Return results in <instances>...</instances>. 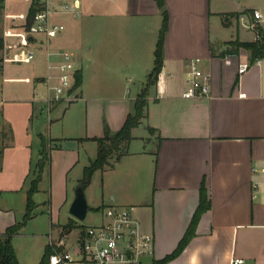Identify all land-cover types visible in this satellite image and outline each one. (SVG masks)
I'll use <instances>...</instances> for the list:
<instances>
[{"label": "crops", "instance_id": "0c3cea01", "mask_svg": "<svg viewBox=\"0 0 264 264\" xmlns=\"http://www.w3.org/2000/svg\"><path fill=\"white\" fill-rule=\"evenodd\" d=\"M69 1L78 2V14H52L66 28L49 47L56 51L89 44L86 54L97 60L91 90H85L81 72V85L72 91L85 111L81 122L67 116L76 110L65 108L56 120L65 121L66 129H53L50 120L54 133L49 143L40 131L33 132L36 106L48 110L46 95L38 94L47 73L45 46H32L40 74L30 70L32 75L16 77L0 61V134L5 127L12 129L0 160V234L24 216L42 142L50 149L46 172L52 174L54 192L56 174L68 175L78 164L84 171L96 158L93 138L120 130L154 66L163 20L156 0ZM8 2L5 13H15ZM62 4L54 0L53 9ZM21 8L17 13L26 12L29 3ZM164 8L169 26L163 67L127 153L113 167L94 173L102 175L97 210L134 206L143 229L154 236L157 260L177 249L196 217L193 238L165 264H235L237 259L242 260L238 264H264V58L251 60L244 49L229 53L228 45L255 41L252 25L264 32V0H164ZM254 11L261 17L255 18ZM191 61L209 76L207 97H183ZM242 64L248 67L240 73ZM23 78L31 79L24 92L7 88L6 83ZM19 100L25 103L20 114ZM60 226L51 221L49 232L34 234L42 242L37 258L31 248L23 257L17 249L23 227L13 237L19 264H39L51 231L57 235Z\"/></svg>", "mask_w": 264, "mask_h": 264}, {"label": "built area", "instance_id": "2783aa9c", "mask_svg": "<svg viewBox=\"0 0 264 264\" xmlns=\"http://www.w3.org/2000/svg\"><path fill=\"white\" fill-rule=\"evenodd\" d=\"M14 1V0H5ZM29 3L23 13H5L1 31L3 55L1 64H29L36 56V46L46 47L47 73L44 84L47 88L45 103L50 110L53 104L68 100L73 95L75 78L80 68L75 54L67 49L51 50L50 41L65 31L63 23L54 22L52 14H78L77 1L62 0L60 10L53 9L54 0H21ZM35 4L36 12L31 21L29 10ZM254 17L261 14L254 11ZM254 29V25L251 26ZM258 36L256 35V40ZM187 88L184 98L207 97L210 92L209 76L197 65L189 63ZM242 64L239 72L247 69ZM14 81L30 83V78ZM78 97L68 101H75ZM134 206H108L101 210L102 221L80 229L77 238L68 243L67 234L61 230L54 236L51 231L48 247L51 249L49 264H154L155 240L152 233L143 229ZM235 264L242 263L237 259Z\"/></svg>", "mask_w": 264, "mask_h": 264}, {"label": "rangeland", "instance_id": "374dc122", "mask_svg": "<svg viewBox=\"0 0 264 264\" xmlns=\"http://www.w3.org/2000/svg\"><path fill=\"white\" fill-rule=\"evenodd\" d=\"M9 7L11 8L10 11L12 12H19L24 5V2L22 1H9L8 2ZM5 14V10L3 12V16L0 18V31H2V23H3V17ZM88 39V37H87ZM58 38H53L51 42L54 44L58 42ZM87 42V41H86ZM89 44L84 45L82 48L77 49L72 47H67V50L72 51L75 54L77 65L80 68V71L83 74L84 77V84H85V90L89 92L91 90L90 88V79L92 75L95 73V69L97 66V60L90 59L86 53L90 52V49L88 47ZM3 55V52L0 51V59ZM41 63L38 61L37 54L35 56V59L29 63V64H7L6 68L11 69L13 71V75L16 77L20 76H26V75H32L30 70L34 71V73L40 74L41 72ZM12 74L5 73V76H10ZM2 71H0V83L2 80ZM7 88L11 87L16 93L24 92L26 88H29L31 85L24 83V82H14V83H6ZM42 96L45 97L47 94V88L46 85H40L38 86ZM132 88V87H131ZM38 90V91H39ZM21 98L22 96L25 97L24 94H20ZM76 96V91L73 93V95L69 99H73V97ZM68 99V100H69ZM62 101L59 102L60 105H56L55 107L52 106V109L50 113L48 112L45 105H41L43 107L42 111L40 109V104L36 106L35 108V115L33 118V122L31 125L33 132L37 133L40 131V133L43 134L45 141L49 143L50 137L53 136V131L51 132V128L49 126L50 120L55 122V125L53 126V129H59L60 132L62 129H66L65 127V121L62 124L61 120H56L59 116L61 110L65 111L66 109L71 108V110H76L73 112H70L67 114V116H73L75 119H82V115L85 114L84 108L81 105V101L75 100L74 103L72 101ZM15 106H17L18 113L20 114L22 111L24 102L16 101ZM2 105L3 103H0V114L2 111ZM54 105V104H53ZM66 108V109H65ZM65 109V110H64ZM61 115V114H60ZM42 125V126H41ZM41 126V127H40ZM1 139V138H0ZM53 142V141H52ZM1 145V142H0ZM53 146V145H52ZM35 149V145H34ZM36 153V152H34ZM34 163V162H33ZM82 163V162H81ZM55 168V167H54ZM44 175L42 177V181L39 184V192L35 193L33 196V200L36 203V206L39 204V209L37 210V217L32 220V222L27 223L25 228L22 230L23 235L21 238H19L20 242H17V249L19 253L23 256H27V250L29 251V248H31L30 251H32L33 257L37 258L40 254V248L42 245L41 239L35 238L34 234H40L45 233L46 231H50V224L51 221L53 223H59L63 227L68 224L70 220H74L76 222L77 227L69 234V240L68 242H73L80 231V229L91 226L94 224H98L102 221V213L101 211L97 210L98 203L101 199V196L103 194L102 189V175L101 173H96V175L93 174L90 184L85 188V196L88 202V206L90 207V210L86 216V218L82 221L76 220L71 216L69 213L70 206L74 200L75 196V188L80 183V181L83 178V169H81V166L78 164L76 167L68 174V175H59L56 174L54 176L55 179V185L56 188L54 189V192L51 190V180H52V174L46 172V167ZM36 174V169H34L31 173V180L34 178ZM49 174V175H48ZM66 182H67V189H66ZM137 211H135L136 213ZM65 224V225H63ZM47 232V233H48ZM57 232V231H54ZM56 236V234H54ZM32 245V247H30Z\"/></svg>", "mask_w": 264, "mask_h": 264}, {"label": "trees", "instance_id": "16d2710c", "mask_svg": "<svg viewBox=\"0 0 264 264\" xmlns=\"http://www.w3.org/2000/svg\"><path fill=\"white\" fill-rule=\"evenodd\" d=\"M35 0V4H36ZM159 7L163 11L162 26L159 31L158 41L155 49L154 66L149 73L148 81L145 87L139 94L133 113L129 114L123 124V126L115 133L107 131L103 137L93 138L97 143V155L96 158L89 163L84 169L83 178L80 181L85 188L90 184L93 174L96 171H103L107 168L113 167L115 162H118L128 151L130 142L133 140L132 130L138 127L142 123V119L145 117V109L147 107V97L151 87L155 86L158 81L159 74L161 73L164 60V40L168 31L169 20L167 11L164 8V0H156ZM35 4L31 6L29 10V20L31 21L34 13L36 12ZM5 9V0H0V18L3 16ZM254 30L258 39L253 42H240L238 40L228 43L230 46L229 53H238L241 49L246 50L250 54L251 60H258L264 58V32L254 25ZM3 48V42L0 31V51ZM82 76L81 71H78L75 78V84L73 90L81 85ZM153 131L152 128H150ZM0 160L3 157L4 149L7 142L12 140V129L5 127L0 134ZM50 161V149L47 143L42 142L40 151V158L36 163V174L30 182V187L27 192L25 213L20 222L8 227L4 234H0V264H19L14 246L13 237L27 225V223L35 217L36 203L33 200L35 193L39 192V184L42 181L43 171L48 166ZM196 217L191 221L187 232L183 239L180 241L177 249L170 255L166 256L162 260H156L154 264H165L168 261L175 259L187 246L190 240L194 236L195 227L197 224ZM77 227L74 220H70L68 224L63 227V233L69 234ZM51 255V249L46 248L39 264H49V258Z\"/></svg>", "mask_w": 264, "mask_h": 264}, {"label": "water", "instance_id": "95a60500", "mask_svg": "<svg viewBox=\"0 0 264 264\" xmlns=\"http://www.w3.org/2000/svg\"><path fill=\"white\" fill-rule=\"evenodd\" d=\"M89 210L90 207L85 196V186L79 183L75 188V197L70 206L69 213L76 220L82 221L86 218Z\"/></svg>", "mask_w": 264, "mask_h": 264}]
</instances>
